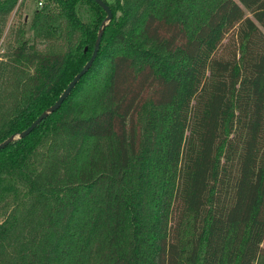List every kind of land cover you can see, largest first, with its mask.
I'll return each mask as SVG.
<instances>
[{"label":"trees","instance_id":"trees-1","mask_svg":"<svg viewBox=\"0 0 264 264\" xmlns=\"http://www.w3.org/2000/svg\"><path fill=\"white\" fill-rule=\"evenodd\" d=\"M105 2L91 65L0 148V264H264V0ZM105 15L33 9L0 65V140L60 95Z\"/></svg>","mask_w":264,"mask_h":264},{"label":"rangeland","instance_id":"rangeland-1","mask_svg":"<svg viewBox=\"0 0 264 264\" xmlns=\"http://www.w3.org/2000/svg\"><path fill=\"white\" fill-rule=\"evenodd\" d=\"M43 1V0H42ZM111 1V0H110ZM37 0H15L11 10L5 15L0 14V65L9 60L12 48L18 40V31L20 28L27 29V23L32 15L33 9L37 6ZM81 16L89 24H95V14L90 13L87 9L81 7ZM25 36L30 35L24 33ZM60 39L48 41L38 39L36 48L40 51H47L55 48ZM10 72L0 73V105L6 100L7 95L11 92Z\"/></svg>","mask_w":264,"mask_h":264},{"label":"water","instance_id":"water-1","mask_svg":"<svg viewBox=\"0 0 264 264\" xmlns=\"http://www.w3.org/2000/svg\"><path fill=\"white\" fill-rule=\"evenodd\" d=\"M96 1L104 8V10L106 11V15H105L104 19L102 20V22H101V24L99 26V29H98V32H97V36H96V39H95L94 48H93V51H92L90 57L84 63L82 68L69 81V83L63 89V91L60 93V95L57 96V98L51 104H49L46 108L41 110L37 114V116L25 128H23L20 131L13 132V133L9 134L8 136H6L5 138H3L2 140H0V148L2 146H4L7 142H9V141H11V140H13V139H15L17 137H22L25 134H27L40 119L45 117L49 112H51L54 109H56L57 107H59L61 105V103L63 102V100L65 99V97L69 94L70 90L75 85L77 80L80 78V76L91 65L92 61L94 60L95 56L97 55V52H98V49H99L100 40H101V36H102L103 30H104L105 24L112 17V11H111V8L109 7V5L107 4V2H105V0H96Z\"/></svg>","mask_w":264,"mask_h":264},{"label":"built area","instance_id":"built-area-1","mask_svg":"<svg viewBox=\"0 0 264 264\" xmlns=\"http://www.w3.org/2000/svg\"><path fill=\"white\" fill-rule=\"evenodd\" d=\"M37 5L39 6V5H41V3H42V0H37Z\"/></svg>","mask_w":264,"mask_h":264}]
</instances>
